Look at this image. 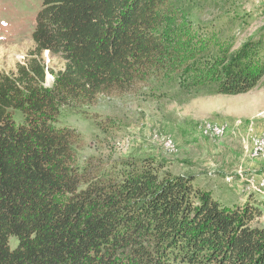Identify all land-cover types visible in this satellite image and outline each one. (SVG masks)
I'll use <instances>...</instances> for the list:
<instances>
[{"label":"trees","instance_id":"obj_1","mask_svg":"<svg viewBox=\"0 0 264 264\" xmlns=\"http://www.w3.org/2000/svg\"><path fill=\"white\" fill-rule=\"evenodd\" d=\"M169 1L41 0L30 60L0 75V264H264L255 203L224 206L150 157L93 179L75 165L78 134L54 125L71 101L175 65L158 33ZM44 52L65 62L49 90ZM263 75L264 63L229 67L213 94H246Z\"/></svg>","mask_w":264,"mask_h":264},{"label":"rangeland","instance_id":"obj_2","mask_svg":"<svg viewBox=\"0 0 264 264\" xmlns=\"http://www.w3.org/2000/svg\"><path fill=\"white\" fill-rule=\"evenodd\" d=\"M40 6L41 0H0V75L14 77L30 60ZM162 11L158 33L175 65L128 91L99 95L92 103L71 101L59 108L54 125L78 134L71 146L75 165L93 179L121 170L120 160L150 157L172 176H192L195 188L224 206L255 203L262 212L255 226L264 230V149L252 148L264 135V75L246 94H213V78H222L229 67L264 63V0H170ZM242 50L245 58L231 63ZM41 62L49 90L65 62L48 52ZM14 118L22 122L20 114ZM225 118L232 124L219 123ZM211 124L223 128L217 140L203 135L210 134ZM198 128L207 150L188 151L185 145L187 150L178 152L172 134H189L188 129L199 134Z\"/></svg>","mask_w":264,"mask_h":264},{"label":"crops","instance_id":"obj_3","mask_svg":"<svg viewBox=\"0 0 264 264\" xmlns=\"http://www.w3.org/2000/svg\"><path fill=\"white\" fill-rule=\"evenodd\" d=\"M226 117L232 118L233 116H230L229 114H226ZM225 119L226 120H221L219 123L226 124V125L232 124V120L228 121L227 118H225ZM232 127L233 126H231L230 128H232ZM187 131H188L189 134H183L182 136H178V135L172 134L173 136H171V137H173V139H174V143L177 146V151L181 152L183 150H187V148H184L185 145H186V147H188V151H191V150L196 151V149H197L198 152H201V151L205 152V150H207V148L205 147V143L204 142L202 143L201 140H206L207 138H204L201 135L200 128H198L199 134H196L194 132H193L194 134H192V132H191L192 129H188ZM225 137H226L225 139L229 138L228 134ZM189 160L194 162L193 159H189ZM250 164L251 163L244 164V166L250 165ZM207 174H208L207 176H211L212 172L211 173L209 172Z\"/></svg>","mask_w":264,"mask_h":264},{"label":"bare ground","instance_id":"obj_4","mask_svg":"<svg viewBox=\"0 0 264 264\" xmlns=\"http://www.w3.org/2000/svg\"><path fill=\"white\" fill-rule=\"evenodd\" d=\"M210 128L211 127H208L207 130L210 131ZM203 135L206 137L207 135H210V134H207V131H205ZM222 136H223V128L220 127V126H218V129H217V138H220ZM252 148L255 150L254 151L255 153H257L258 150L264 149V135L262 137H260V138H257L256 140H253L252 141ZM261 184L264 185V182L261 181Z\"/></svg>","mask_w":264,"mask_h":264},{"label":"built area","instance_id":"obj_5","mask_svg":"<svg viewBox=\"0 0 264 264\" xmlns=\"http://www.w3.org/2000/svg\"><path fill=\"white\" fill-rule=\"evenodd\" d=\"M218 124H211L209 139L217 140Z\"/></svg>","mask_w":264,"mask_h":264}]
</instances>
